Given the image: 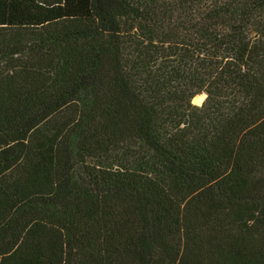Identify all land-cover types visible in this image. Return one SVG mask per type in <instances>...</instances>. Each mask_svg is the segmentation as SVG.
I'll return each mask as SVG.
<instances>
[{"label": "trees", "instance_id": "trees-1", "mask_svg": "<svg viewBox=\"0 0 264 264\" xmlns=\"http://www.w3.org/2000/svg\"><path fill=\"white\" fill-rule=\"evenodd\" d=\"M0 264H264V0H0Z\"/></svg>", "mask_w": 264, "mask_h": 264}, {"label": "rangeland", "instance_id": "rangeland-1", "mask_svg": "<svg viewBox=\"0 0 264 264\" xmlns=\"http://www.w3.org/2000/svg\"><path fill=\"white\" fill-rule=\"evenodd\" d=\"M204 97H205L204 94L196 95V96L193 98V102L196 103V104H200V103H202Z\"/></svg>", "mask_w": 264, "mask_h": 264}, {"label": "water", "instance_id": "water-1", "mask_svg": "<svg viewBox=\"0 0 264 264\" xmlns=\"http://www.w3.org/2000/svg\"><path fill=\"white\" fill-rule=\"evenodd\" d=\"M203 94L206 96V94H205V93H203ZM198 95H199V94H198ZM204 99H205V97H204ZM204 99H203V101H204ZM203 101H202V102H203ZM200 104H201V103H200Z\"/></svg>", "mask_w": 264, "mask_h": 264}]
</instances>
